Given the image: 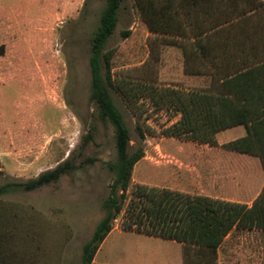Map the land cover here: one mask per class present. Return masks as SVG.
<instances>
[{"label": "rangeland", "instance_id": "rangeland-1", "mask_svg": "<svg viewBox=\"0 0 264 264\" xmlns=\"http://www.w3.org/2000/svg\"><path fill=\"white\" fill-rule=\"evenodd\" d=\"M104 1L0 0V184L29 180L65 159L72 164L54 182L0 196L7 264H77L83 243L104 214L115 139L111 124L89 98L88 67L90 38ZM147 20L138 0L121 1L103 50L112 51V71L132 69L133 76L159 86L207 88L209 73L189 72L206 67L185 62L176 35L151 31ZM111 96L128 127V151L143 149L131 184L244 202L262 188L258 158L223 147L235 129L220 133L216 145L179 139L164 133L179 118L173 108L142 99L137 119L136 109L118 91L111 90ZM137 124L145 129L143 137ZM182 252L181 243L124 231L116 219L91 264H182L177 257ZM217 262L264 264V230L233 228Z\"/></svg>", "mask_w": 264, "mask_h": 264}, {"label": "trees", "instance_id": "trees-1", "mask_svg": "<svg viewBox=\"0 0 264 264\" xmlns=\"http://www.w3.org/2000/svg\"><path fill=\"white\" fill-rule=\"evenodd\" d=\"M122 0H105L98 23L91 35L88 67L89 98L99 116L113 128L116 156L107 163L113 173L109 192L104 200V214L96 223L91 236L81 247L77 264H91L100 244L113 228L116 219L124 231L170 239L182 244L184 264H219L217 252L225 236L233 228L264 230V184L252 200L246 203L190 194L167 187L143 183L131 184L133 165L143 156V149L129 152L130 135L123 116L114 103L111 90L118 91L141 118L140 100L150 99L158 106L167 105L179 112V118L164 129V133L183 140L216 145V133L244 124L246 134L223 144V147L259 157L264 168V64L227 67L225 61H197L204 64L211 82L204 89L159 86L148 79L131 74L132 69L114 73L112 51L103 52L112 34ZM138 0L148 19L151 31L170 30L176 25L171 10L175 0ZM192 1V0H191ZM201 11H207L215 26H224L232 19L263 20L264 7L259 0H194ZM260 12L252 19L248 12ZM230 14V16H228ZM264 26V25H263ZM250 31V29H249ZM251 32H255L251 28ZM128 32L123 33L127 36ZM247 51V50H246ZM206 56L207 51L201 50ZM191 54L190 52H188ZM251 60L264 61V49H250ZM187 57V52L186 55ZM250 60V59H249ZM187 62V61H185ZM248 62V61H243ZM253 63V64H254ZM199 70L203 71L201 67ZM140 137L145 129L136 125ZM72 169L65 159L52 169L26 181L0 184V196L12 191H31L54 182ZM8 234L0 217V264H7Z\"/></svg>", "mask_w": 264, "mask_h": 264}, {"label": "crops", "instance_id": "crops-1", "mask_svg": "<svg viewBox=\"0 0 264 264\" xmlns=\"http://www.w3.org/2000/svg\"><path fill=\"white\" fill-rule=\"evenodd\" d=\"M151 1L156 5L158 4L155 0ZM146 2L148 3L149 0H146ZM175 2L176 8L171 10V13H173V18L176 19V25L174 27H171L170 30L162 31L166 34L176 35L179 47H181L185 55L187 52V57H184L186 58L185 61H204L205 64H208L207 61H225V65H227V67H234L236 69L249 64L257 66L264 64V61H256V63H254L255 61H252L253 58L251 60V57H253L252 54L246 55V52L251 48L256 50L264 49L263 22L261 23L258 20L246 22L243 20L240 21L239 19H232L223 27L215 26L214 23L211 22L210 14L207 11H201L199 3L195 4L194 0H175ZM247 14H249V16L251 17L255 16L257 18L261 15L259 12L254 11L248 12ZM251 28H254L255 32H251ZM202 49H205L207 51L206 56H204L205 54H202ZM188 52L192 53L189 54ZM243 61L248 62L245 63ZM189 72L191 74L197 75L208 73L207 71L199 70V67L196 66L190 69ZM231 128L233 130L235 129V133L231 136L226 137V142L244 136L246 134V127L244 126V124H237L217 132L216 141L220 143V133L222 134L224 131ZM227 150L235 155H253L230 149ZM253 156L257 157L260 162L258 156ZM262 169L264 171L263 167ZM213 198L246 203L247 205H250L252 200L254 199L253 198L250 201L244 202L236 198ZM227 235L225 236L224 240L226 239ZM177 257L179 258L180 262L184 264L183 252L179 253Z\"/></svg>", "mask_w": 264, "mask_h": 264}]
</instances>
